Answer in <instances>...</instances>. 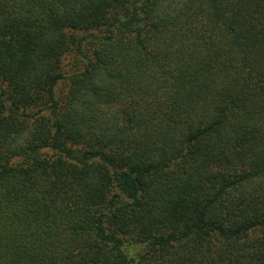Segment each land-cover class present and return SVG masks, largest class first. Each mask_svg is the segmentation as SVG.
Returning <instances> with one entry per match:
<instances>
[{
    "label": "trees",
    "instance_id": "obj_1",
    "mask_svg": "<svg viewBox=\"0 0 264 264\" xmlns=\"http://www.w3.org/2000/svg\"><path fill=\"white\" fill-rule=\"evenodd\" d=\"M0 264H264V0H0Z\"/></svg>",
    "mask_w": 264,
    "mask_h": 264
},
{
    "label": "rangeland",
    "instance_id": "obj_2",
    "mask_svg": "<svg viewBox=\"0 0 264 264\" xmlns=\"http://www.w3.org/2000/svg\"><path fill=\"white\" fill-rule=\"evenodd\" d=\"M64 64H65V69H67V71H69V69H71V70L73 69V66L74 65L72 64L71 61L66 60L64 62ZM57 90H58L59 95L62 96L66 92V90H67V84L65 82L64 83H61L58 86Z\"/></svg>",
    "mask_w": 264,
    "mask_h": 264
}]
</instances>
